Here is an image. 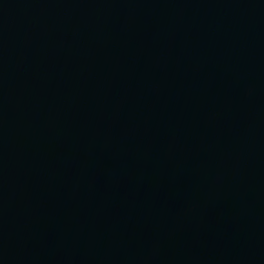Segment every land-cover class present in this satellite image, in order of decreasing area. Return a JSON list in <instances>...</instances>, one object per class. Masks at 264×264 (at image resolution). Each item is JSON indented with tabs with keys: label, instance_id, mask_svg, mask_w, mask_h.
<instances>
[{
	"label": "water",
	"instance_id": "obj_1",
	"mask_svg": "<svg viewBox=\"0 0 264 264\" xmlns=\"http://www.w3.org/2000/svg\"><path fill=\"white\" fill-rule=\"evenodd\" d=\"M0 264H264V0H0Z\"/></svg>",
	"mask_w": 264,
	"mask_h": 264
}]
</instances>
